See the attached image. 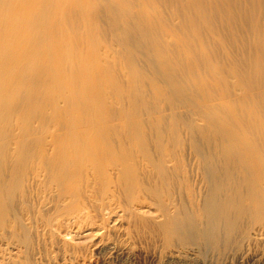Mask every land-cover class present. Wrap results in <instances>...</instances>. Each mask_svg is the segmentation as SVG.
Instances as JSON below:
<instances>
[{
    "label": "bare ground",
    "instance_id": "1",
    "mask_svg": "<svg viewBox=\"0 0 264 264\" xmlns=\"http://www.w3.org/2000/svg\"><path fill=\"white\" fill-rule=\"evenodd\" d=\"M0 131V264L120 223L264 264V0H0Z\"/></svg>",
    "mask_w": 264,
    "mask_h": 264
},
{
    "label": "rangeland",
    "instance_id": "2",
    "mask_svg": "<svg viewBox=\"0 0 264 264\" xmlns=\"http://www.w3.org/2000/svg\"><path fill=\"white\" fill-rule=\"evenodd\" d=\"M2 114L7 115L5 111H2ZM11 128L13 126L8 124L2 129L9 132ZM120 224L110 229L105 238L99 237L92 242L89 241L90 243L88 242L82 249L78 250H72L70 247L72 245L64 246L62 243L47 239L48 241H44V264H263V262H255L249 258L241 260L234 251L222 252L217 248L216 252V248L210 250L205 246L203 248L207 250H203L201 245V248L198 246L199 244L183 246L177 243L178 245L167 247L161 242L162 239L160 241L159 239L142 237V235H139V238L135 232L127 229L126 223L124 224L126 231L124 225ZM115 229H119V233ZM128 232H133L132 235H136L137 239ZM151 240L156 241L152 242ZM224 255H227L225 256L227 258ZM34 259L39 261L40 256L34 257Z\"/></svg>",
    "mask_w": 264,
    "mask_h": 264
}]
</instances>
